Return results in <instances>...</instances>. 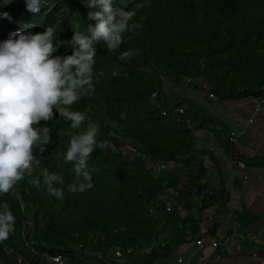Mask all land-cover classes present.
Wrapping results in <instances>:
<instances>
[{"label":"trees","instance_id":"1","mask_svg":"<svg viewBox=\"0 0 264 264\" xmlns=\"http://www.w3.org/2000/svg\"><path fill=\"white\" fill-rule=\"evenodd\" d=\"M4 2L0 0V5ZM125 2L129 10L144 5L130 21L141 27L125 33L114 53L103 43L94 45L95 91L72 106L73 110H87L88 117L99 125L97 141L105 142L103 149L96 148L88 158L93 187L78 193L68 191L75 177L73 164L66 163L63 155L57 158V153L67 151L70 138L64 133L70 130V122L53 109L54 118L37 125L52 129V143L44 146L46 150L34 149L39 167L34 166L33 175H25L10 193L0 194V203L7 201L16 217L15 231L0 242V264H51L50 257L57 255L68 264H89L91 259L95 264H114L115 250L127 264H156L186 242L189 234L200 240L201 214L211 207L225 209L230 200L222 181L216 190L201 183L207 175L202 158L208 152L195 148L193 135L202 128L220 126L215 134H228L225 143L233 160L264 168V159L235 152L229 128L194 99L164 91L168 81L189 92H207L219 103L264 99V0ZM0 12L12 17V22L0 17V42L10 32L36 34L47 28L54 29L56 39L70 41L74 32H83L91 23L81 0H49L35 14L25 10L24 0H12L0 6ZM128 49L138 50V54L121 60L120 54ZM71 54L72 49L62 45L53 55ZM180 106L186 109L179 118L161 114V110ZM124 144L137 149L151 164L140 156H129ZM158 162L174 167L155 172L150 166ZM42 168L62 175L63 185H54L63 188L62 199L47 194ZM184 173L186 181L181 185ZM33 178L40 179L39 188L28 182ZM168 188L187 211L185 217L176 208L166 212L163 197ZM195 198L200 200L196 218L190 213ZM247 214H238V221ZM27 218L33 226L31 237L23 229ZM262 218L249 215V223ZM164 233L168 234L165 247L162 243L145 253L149 243ZM79 246L82 249L77 253ZM84 250L94 257L84 256Z\"/></svg>","mask_w":264,"mask_h":264},{"label":"clouds","instance_id":"2","mask_svg":"<svg viewBox=\"0 0 264 264\" xmlns=\"http://www.w3.org/2000/svg\"><path fill=\"white\" fill-rule=\"evenodd\" d=\"M11 2L5 0L0 6ZM48 3L49 0H24L25 10L32 14ZM81 3L88 9L86 18L91 23L83 32H74L70 41L56 39L54 29L47 28L36 34L10 32L0 42V194L10 193L25 175H33L34 166L39 167L34 149L46 150L44 146L52 143V129L37 125L40 121L52 120L53 109L60 118L70 122V130L64 133L70 138L67 151L57 153V158L63 155L66 163L73 164L75 177L68 191L78 193L93 187L88 158L96 148L103 149L105 142L97 141L99 125L88 117L87 110H73L72 106L95 91L97 50L94 45L103 43L109 53L116 52L124 42V34L141 27L130 21L144 5L136 4L134 10H129L125 0H81ZM0 17L12 22L7 12H0ZM62 45L70 47L72 54L54 56ZM137 54L138 50L128 49L120 54V59ZM82 125V131H73ZM40 176L47 194L62 199L63 188L54 187L63 185L62 175L42 168ZM28 182L39 188V178ZM15 222L9 203H0V242L15 231Z\"/></svg>","mask_w":264,"mask_h":264},{"label":"crops","instance_id":"3","mask_svg":"<svg viewBox=\"0 0 264 264\" xmlns=\"http://www.w3.org/2000/svg\"><path fill=\"white\" fill-rule=\"evenodd\" d=\"M167 82L165 81L164 91L167 88L168 90L165 92L168 95L173 94L183 99H193V97H187L188 92H182L178 87ZM209 100L204 103L200 102L201 107H206L210 114L226 125L229 128L228 133L234 130L244 133L235 143H232L234 151L245 158L260 157L264 159V99H245L238 102L227 100L220 103L215 102L214 99L213 101ZM200 103L198 104L200 105ZM257 106L260 108L258 113L255 111ZM227 110L231 111L228 113ZM249 119L253 120L251 124H248ZM220 129V126L216 130L202 128L195 131L193 136L195 148L208 152L202 158L207 175L201 183L216 190L222 181L230 194V200L225 209L216 210L215 207H211L201 214L200 233L202 238L199 239L203 240V246H196L197 239L192 238V235L189 234L186 242L173 251L169 257L156 264H178L177 259H182V264H264V218L249 223V215L264 217V168L243 166L233 160L225 143L228 134L224 137L215 134V131H220ZM213 161L217 164L214 165ZM185 181L184 173L181 176L180 184L184 185ZM166 197L167 195L163 198ZM170 198L176 202L173 196ZM199 201L198 198H195L191 203L190 213L195 218L199 215L197 211L200 205ZM173 208L177 209L181 217H185L187 214L181 205H174ZM245 212L248 213L245 215V219L238 221V214ZM167 239V233L154 238L150 243L155 241V244L150 247L149 243L147 250L160 248L162 243L165 247ZM211 242H217L219 246L212 249ZM255 253L257 256L253 257ZM125 260L117 257L113 259L114 264H127ZM89 262V264H95V259H91Z\"/></svg>","mask_w":264,"mask_h":264},{"label":"built area","instance_id":"4","mask_svg":"<svg viewBox=\"0 0 264 264\" xmlns=\"http://www.w3.org/2000/svg\"><path fill=\"white\" fill-rule=\"evenodd\" d=\"M189 80H186V82H188ZM156 97H157V94H153L152 95V99L153 100H155L156 99ZM209 97L210 98H213L212 97V95H209ZM156 108H158V106L156 105ZM185 107L184 106H180V107H175L174 109H173V111H171L170 109H168V108H166V109H164V110H161V114H162V116H169V115H171V116H173V118L174 117H176V118H179L181 115H183L184 113H185ZM255 111H256V113H258L259 111H260V108H259V106H257L256 107V109H255ZM167 112V113H166ZM253 122V120L252 119H249L248 120V124H251ZM244 133L242 132V131H231L230 133H229V141L231 142V143H235L242 135H243ZM123 146H125V149H126V151H128V155L129 156H140L142 159H144L147 163H149V164H151L149 161H148V159L143 155V154H141L137 149H134V148H132V147H130V146H128V145H126V144H124ZM151 168H152V170L153 171H155V172H157V171H166V170H168V169H170L171 167H174V164H172V163H168V164H164V163H161V162H158L157 163V165H155V166H150ZM175 191L174 190H172L171 188H168L167 190H166V194L165 195H167V197H166V202H165V205H164V207H165V210H166V212H171L174 208H173V206L174 205H176V202L175 201H173L170 197L171 196H175ZM20 208H21V210L23 211V209H24V206H23V204L22 203H20ZM150 213L151 214H153L154 212H153V210H150ZM264 226V225H263ZM27 228H28V230H27ZM23 229L25 230V232H26V234H28V235H30V237L32 236V233H33V226H32V223H31V221L27 218L25 221H24V223H23ZM24 238H25V234H24ZM155 242V241H154ZM154 242H152V243H150V247L153 245V244H155ZM195 245L196 246H203V240L202 239H200V240H197L196 242H195ZM210 246H211V248L212 249H215V248H217L219 245H218V243L217 242H211L210 243ZM81 246H79V247H77L76 249H75V252H77V253H79L80 251H81ZM148 249V248H147ZM145 250V252H147V251H149V250ZM84 253V256H87V257H91V256H93L94 257V254H92L91 252H89V251H87V250H84L83 251ZM129 252V251H128ZM114 255H115V257H117V258H122V255H121V253L118 251V250H115L114 251ZM257 256V254L255 253V254H253V257H256ZM98 258H100V257H98ZM91 259V258H90ZM50 262H51V264H68L67 263V260L64 258V257H62V256H60V255H57V256H54V257H50ZM177 263L178 264H182L183 263V260L182 259H177Z\"/></svg>","mask_w":264,"mask_h":264},{"label":"rangeland","instance_id":"5","mask_svg":"<svg viewBox=\"0 0 264 264\" xmlns=\"http://www.w3.org/2000/svg\"><path fill=\"white\" fill-rule=\"evenodd\" d=\"M204 86V89L206 88H208V86L206 85V84H204L203 85ZM179 89L180 90H182V92H188V96L187 97H193V99L195 100V103L197 104V105H199L198 103H200V102H202V103H204V101H207V100H212L213 101V99L212 98H210L209 97V95L207 94V92H193V91H191V92H189L188 90H187V87H179ZM167 88L165 89V91L167 92ZM186 94V93H185ZM209 100V101H210ZM198 102V103H197ZM208 104V103H207ZM209 105V104H208ZM208 105H207V107H208ZM199 106H202L201 105V103H200V105ZM203 108H205V109H207L206 107H204L203 106ZM231 110H227V112L229 113Z\"/></svg>","mask_w":264,"mask_h":264}]
</instances>
